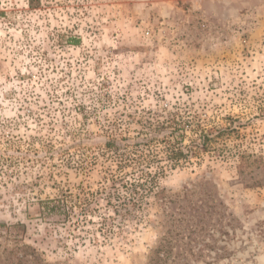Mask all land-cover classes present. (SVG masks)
Wrapping results in <instances>:
<instances>
[{"label": "rangeland", "instance_id": "obj_1", "mask_svg": "<svg viewBox=\"0 0 264 264\" xmlns=\"http://www.w3.org/2000/svg\"><path fill=\"white\" fill-rule=\"evenodd\" d=\"M0 264H264V0H0Z\"/></svg>", "mask_w": 264, "mask_h": 264}, {"label": "trees", "instance_id": "obj_2", "mask_svg": "<svg viewBox=\"0 0 264 264\" xmlns=\"http://www.w3.org/2000/svg\"><path fill=\"white\" fill-rule=\"evenodd\" d=\"M208 139L206 137L203 136L202 138V146H205L207 143ZM174 157H179L180 156V152H177L176 154H174ZM112 187L116 188L115 184L112 185ZM113 193H111V191H109L106 194V200L109 203V200L111 198H113ZM129 204L122 202L119 203V205H117L116 208L113 209L115 214H121L123 213V215H121L120 217H126L127 215L130 214L129 212ZM130 207H133L130 206ZM91 209V204L89 202L85 203V206L83 205L81 207V211H80V215H74V213L72 212L73 210H70L69 208H67L65 206V204L60 201H55V200H51V201H46V202H41L39 204V214L40 217L43 220H49L50 222L53 223V225L55 224H61V225H65L68 224L69 221L72 220L73 216H75L76 218V222H80V219H85V215H88V213H90ZM120 209V210H117ZM118 211H122V212H118ZM110 218H106L103 217L102 218V225L105 226V228H107L109 226L108 222L110 221ZM8 230H10V236H12L14 239L17 238V235L20 234V232H23L25 230V227L22 224H15V225H11L7 228Z\"/></svg>", "mask_w": 264, "mask_h": 264}]
</instances>
